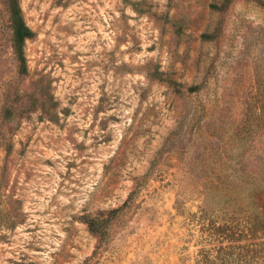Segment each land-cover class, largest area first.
I'll return each instance as SVG.
<instances>
[{
  "label": "rangeland",
  "instance_id": "obj_1",
  "mask_svg": "<svg viewBox=\"0 0 264 264\" xmlns=\"http://www.w3.org/2000/svg\"><path fill=\"white\" fill-rule=\"evenodd\" d=\"M20 4L24 71L0 0V264H222L215 227L264 218V0ZM259 236L236 264H264Z\"/></svg>",
  "mask_w": 264,
  "mask_h": 264
},
{
  "label": "trees",
  "instance_id": "obj_2",
  "mask_svg": "<svg viewBox=\"0 0 264 264\" xmlns=\"http://www.w3.org/2000/svg\"><path fill=\"white\" fill-rule=\"evenodd\" d=\"M7 6L9 9L10 25L13 30L12 44L16 57L19 61V68L21 71L26 69V55H25V42L26 39L31 37L33 34L32 29L27 25L24 14L21 8L20 0H7ZM254 204V203H253ZM248 219L241 226L228 225V227H215V232L212 236L214 239L220 242L222 245L223 255L217 257L222 264H236L235 256L237 252L233 249H240L238 253L243 258L239 261H249L250 252L253 250L251 247L254 245L251 241L258 239L262 234L264 238V218L260 216L257 207L255 206L253 211L248 215ZM95 221L91 224L94 230H99ZM242 242L244 244L242 245ZM264 244V240L261 243ZM231 249L230 252L227 250ZM213 251V249H212ZM220 251V250H219ZM203 264H215L216 258L212 253L207 252L202 258Z\"/></svg>",
  "mask_w": 264,
  "mask_h": 264
}]
</instances>
